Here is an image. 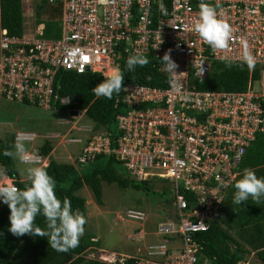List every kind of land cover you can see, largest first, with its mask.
<instances>
[{
    "label": "built area",
    "instance_id": "obj_1",
    "mask_svg": "<svg viewBox=\"0 0 264 264\" xmlns=\"http://www.w3.org/2000/svg\"><path fill=\"white\" fill-rule=\"evenodd\" d=\"M45 1L59 8L56 37H41L42 24L33 20V30L21 26L19 36H8L0 28V94L48 108L58 98L53 77L59 68L109 76L108 67L116 68L122 54L160 58L170 50L178 65L179 91L170 87L168 77L162 87L125 84L126 90L113 96L114 133L91 134L76 162L111 154L135 178L156 177L168 183L172 209L164 208L167 213L148 232L158 239L146 244L142 255L131 256V264H210L199 260L201 247L193 234L207 228L222 199L221 184H229L237 174L241 150L256 135L264 138V0H205L233 28L225 52H213L190 31L200 0H163L167 15L158 8L160 0ZM243 41L257 60L254 78L248 77L240 90L201 88L213 60L227 55L238 62ZM180 91L190 95L188 103L181 102ZM17 137L30 142L34 134L15 131ZM113 215L118 221L139 223L135 234L141 238V210ZM124 257L110 261L121 263Z\"/></svg>",
    "mask_w": 264,
    "mask_h": 264
},
{
    "label": "trees",
    "instance_id": "obj_2",
    "mask_svg": "<svg viewBox=\"0 0 264 264\" xmlns=\"http://www.w3.org/2000/svg\"><path fill=\"white\" fill-rule=\"evenodd\" d=\"M30 4L33 23L44 22L40 36L45 38L56 37L58 33L52 34L49 24L58 22L59 8L57 4H50L45 0H30ZM21 26L22 0H0V28H3L8 36H19L21 34ZM142 54L148 58L149 64L144 67L137 66L133 71H128L126 68L127 57L131 54L125 53L118 58L116 69L119 68L124 74L123 85L138 83L154 87L164 86L167 74L162 71L160 59L150 53ZM254 76V70L248 74L246 66L240 68L234 65L229 68L221 60H213L209 73L200 87L213 90H240L244 89L248 77L252 79ZM106 77L97 71L89 70L76 73L72 70L59 68L54 73L53 81L58 85L56 88L57 97L76 95L77 101L75 103H62L56 98L49 103L47 109L50 107H66L69 110L77 109L82 111L90 122L87 134L81 140L69 142L78 143L77 148L72 149L71 160H66V158L57 160L50 157L49 151L53 140L49 138L43 137L35 140V142L32 141L33 143L30 146L25 141L31 152H34L39 157H45V163L41 166L46 165L47 172L55 179L57 197L61 200L64 197L70 199L73 209H80L85 217L88 197L84 189L90 193L94 205H99L102 184L114 183L117 189L134 187L146 190L148 188L147 182L150 179H154H136L111 154H94L85 162H76V157L81 147L91 134L101 131L114 133L113 115L116 109L113 107V98H98L92 92V88ZM0 99L17 102L6 99L2 93L0 94ZM19 103L30 105L25 101ZM15 141L14 134L11 131L0 134V167L7 170L4 177L10 178L11 183H14L17 187L23 188L22 181L24 178H20V175L25 165H23L22 169L17 170L14 160L3 154L5 149L12 150ZM119 166H122L129 174L126 176L121 173ZM244 168H251L258 177L264 178V138L256 135L245 146L243 155L240 156V160L235 167L237 171L235 177L237 179L239 178L238 173L242 174L241 171ZM155 179L162 180L168 185L163 179ZM234 183L235 181L232 180L229 185H234ZM234 192L235 188L233 186L224 188L219 207L209 219L207 228L193 234V238L201 247L197 254L198 258L199 260L200 258H205L210 264H239L244 254L250 253L259 264H264V239L252 231V227L255 226L253 225L255 219L253 214H256V210L261 207V204L253 203L251 198L241 205L234 204L232 202ZM185 197L189 198L190 194L185 193ZM164 203L165 205L160 207L159 210L161 216L167 213L164 208L167 210L169 208L172 209L170 196ZM141 211L145 214V219L141 224L144 229L150 213L144 210ZM9 214L8 206L3 203L0 206V264H131L133 261L131 256L135 254L126 255L121 263L116 260L106 261L98 258V253L95 252V247L92 245L97 242V239L92 235L83 234L80 238L79 246L75 249H70L68 252H57L52 249L48 245L46 237L27 234L16 237L8 230L10 226ZM113 221L134 223L135 226L132 228V233L137 232L140 228L139 223L136 222L118 221L115 219ZM36 224L41 228L46 227L45 219L42 215L37 216ZM143 231L141 238L144 240L142 241L150 238L155 242L158 239L154 235H152V238L150 236L147 237V234L150 233L146 229ZM174 238L175 236H170L169 240ZM89 252H92L93 255H88ZM248 264L256 263L249 262Z\"/></svg>",
    "mask_w": 264,
    "mask_h": 264
},
{
    "label": "clouds",
    "instance_id": "obj_3",
    "mask_svg": "<svg viewBox=\"0 0 264 264\" xmlns=\"http://www.w3.org/2000/svg\"><path fill=\"white\" fill-rule=\"evenodd\" d=\"M158 8L162 15H167V8L163 4V0H160ZM190 31L198 35L201 41L207 44L213 52L227 51L233 40L232 26L221 18L216 6L205 2V0H200L198 15L191 22ZM159 59L163 65L162 71L167 74V82L170 87L179 91L178 81L175 79L178 74V65L171 58L170 50L165 51ZM219 59L226 67L231 68L236 65L243 68L246 66L249 71L254 70L257 63L256 57L246 41L242 42L238 62L227 55H221ZM148 64V58L140 52L129 55L126 60L128 71L135 70L137 66L144 67ZM123 80L124 74L117 68L96 84L92 88V92L98 98L112 99L114 94L118 95L122 90H126ZM179 99L183 103H188L191 97L189 94L180 91ZM61 102L68 103L67 97H62ZM35 137L34 134L29 143ZM3 154L25 165L21 170V175L24 176L23 188L17 187L14 183L4 184L3 180H0V201L6 204L10 210L9 232L16 237L26 234L46 237L48 245L57 252H68L70 249L78 247L80 238L85 231L86 217L80 209H73L70 199L64 197L61 200L57 197L56 181L47 172V166H41L43 165L40 164L42 157H38L34 152L29 151L23 137H17L12 150L5 149ZM239 155H243L242 150ZM6 171L5 168L0 167V177L4 176ZM238 175V179L233 177L234 185L221 184L223 188L230 186L235 188L232 202L241 205L251 198L253 203L260 204L264 198V178L258 177L251 168H244L242 174ZM144 178L156 177L145 176ZM39 215L45 219V228L36 224V218ZM126 235L129 234H125L124 238ZM97 255L104 254L98 252Z\"/></svg>",
    "mask_w": 264,
    "mask_h": 264
},
{
    "label": "rangeland",
    "instance_id": "obj_4",
    "mask_svg": "<svg viewBox=\"0 0 264 264\" xmlns=\"http://www.w3.org/2000/svg\"><path fill=\"white\" fill-rule=\"evenodd\" d=\"M30 5V0H22V30L27 32L33 30ZM41 24L44 25V22ZM49 25L52 34L59 32V22H52ZM108 68L116 69L114 65H110ZM89 127V120L80 110L75 115H71L70 110L66 107L38 108L0 99V134L9 131L13 134L15 131H31L36 135L33 142L43 137L49 138L53 140L49 155L57 160L64 158L71 160L72 149L77 148L78 143H69L72 142L69 137L81 140L87 134ZM27 143L28 146L31 145V143ZM41 159L40 164L45 163V157ZM14 164L17 170L23 168V165L15 160ZM119 169L124 175L129 174L122 166H119ZM20 178H24V176L20 175ZM3 182L4 184L11 183V179L3 180ZM147 187L146 190L134 187L117 189L114 183L102 184L99 205H94L90 193L84 189L88 197L86 201L87 223L84 226V234L92 235L97 239V242L92 244L95 247V252L104 254L97 255L98 258L110 261L117 255L126 256L139 253L142 255L143 247L153 242L150 238L142 241L143 238L138 239L135 234H132L134 223L113 221V212H121L125 208L141 209L150 213L144 229L152 232L155 222L164 217V215H160L159 210L165 205L164 201L171 196V192L164 181L155 178L147 182ZM2 204L3 202L0 201V206ZM127 233L133 237L132 240L124 238ZM148 236L153 237L151 234H147ZM91 254L92 252L88 253V255ZM239 264L241 263L239 262Z\"/></svg>",
    "mask_w": 264,
    "mask_h": 264
},
{
    "label": "crops",
    "instance_id": "obj_5",
    "mask_svg": "<svg viewBox=\"0 0 264 264\" xmlns=\"http://www.w3.org/2000/svg\"><path fill=\"white\" fill-rule=\"evenodd\" d=\"M25 132H31V131H25ZM6 179H9V178L4 177V176L0 177V180H6ZM261 201H262L260 203L261 207L256 210V214H253L255 216L253 225H255V226L252 227V231H253V233L255 232V233L259 234L261 236V238L264 239V236H263L264 235V198ZM247 256H250V257L248 258ZM239 262L241 264H248L249 262H255L256 264H259L258 261H256V259L253 258L250 253L244 254L243 259Z\"/></svg>",
    "mask_w": 264,
    "mask_h": 264
},
{
    "label": "water",
    "instance_id": "obj_6",
    "mask_svg": "<svg viewBox=\"0 0 264 264\" xmlns=\"http://www.w3.org/2000/svg\"><path fill=\"white\" fill-rule=\"evenodd\" d=\"M67 99H68V103H75L77 101V96L76 95L67 96ZM77 112H78V110H76V109L70 110L71 115H75Z\"/></svg>",
    "mask_w": 264,
    "mask_h": 264
},
{
    "label": "bare ground",
    "instance_id": "obj_7",
    "mask_svg": "<svg viewBox=\"0 0 264 264\" xmlns=\"http://www.w3.org/2000/svg\"><path fill=\"white\" fill-rule=\"evenodd\" d=\"M107 72H108L109 74H111V73L113 72V70H107Z\"/></svg>",
    "mask_w": 264,
    "mask_h": 264
}]
</instances>
